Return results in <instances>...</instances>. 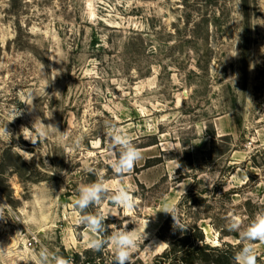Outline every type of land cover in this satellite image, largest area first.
Here are the masks:
<instances>
[{"label": "rangeland", "instance_id": "374dc122", "mask_svg": "<svg viewBox=\"0 0 264 264\" xmlns=\"http://www.w3.org/2000/svg\"><path fill=\"white\" fill-rule=\"evenodd\" d=\"M262 49L264 0H0V264H37L44 246L115 264L114 246L88 240L147 224L131 264H174L172 243L180 264H236L240 232L264 212ZM113 127L143 150L123 178ZM101 173L109 190L85 212L114 228L93 234L74 200ZM121 186L131 209L112 203ZM198 227L203 252L187 240Z\"/></svg>", "mask_w": 264, "mask_h": 264}, {"label": "clouds", "instance_id": "9594fccd", "mask_svg": "<svg viewBox=\"0 0 264 264\" xmlns=\"http://www.w3.org/2000/svg\"><path fill=\"white\" fill-rule=\"evenodd\" d=\"M53 72L56 71L53 70ZM55 95H59V93H55ZM37 124L41 125L45 130H55L63 138H67L70 134V129L61 133L56 127L51 125L45 126L40 120H37L34 128ZM106 135L111 139L114 146H119V158L114 164V171L123 178L124 175L131 172L136 163L143 158V150L138 148L132 142L130 134L125 132L122 128L113 127L106 132ZM244 179H247V177H244ZM108 190L109 181L105 180L101 173L95 182L81 186L79 188V196L74 200V207H76L81 213H85L80 217L79 222L83 223L87 230L93 234H103L107 229L114 228V225H105V217L103 214H91L85 212L90 206L99 204ZM63 191L64 188L62 187L61 192ZM111 200L115 206L124 209L133 208L137 202V198L134 197L126 186H121L111 197ZM4 207L8 206H0V209H3ZM165 213L170 212L166 211ZM173 218L176 221L174 216ZM147 227L143 232L140 231L138 225L132 230H128L127 225L115 228V230L111 231L107 236L93 235L88 240L87 246L95 251H100L105 246H114L115 264H131L133 252L141 243L144 245V241L148 238L146 232ZM240 228L241 225L239 218L233 216L230 220V230L239 231ZM240 237L245 241V245L234 256L236 264H257L258 256L256 246L258 243H264V212L256 214L254 220L247 226V228L240 232ZM164 244L166 243H162L156 247L155 251ZM144 250L153 251L149 246H144ZM37 264H72V262L69 258L51 252L46 246H44L41 247L37 253Z\"/></svg>", "mask_w": 264, "mask_h": 264}, {"label": "trees", "instance_id": "16d2710c", "mask_svg": "<svg viewBox=\"0 0 264 264\" xmlns=\"http://www.w3.org/2000/svg\"><path fill=\"white\" fill-rule=\"evenodd\" d=\"M208 136L211 137V140H213V141H211V143H212V145H214L215 140L217 139V135H216L215 131L214 130L211 132L208 131ZM189 155H190L189 158H190L191 164H193L191 152ZM189 194H191V193L189 192ZM188 195L183 196L182 200L188 199L189 198V197H187ZM179 240H180L179 242L181 243V245L182 244L184 245V239H179ZM187 240H193L195 242L200 241V242L205 243L206 237H205V234H203V230L200 227H198V228H196L195 232L192 235L187 237ZM173 244L174 243H172V245H170L169 248L167 250H165L166 252L163 253V256L167 257V259H169L174 264L183 263V261H181L182 257L180 256L181 255L180 253L184 250L182 248H181L182 250L180 248L179 249L174 248V245H176V244H174V245ZM206 247H209V245H207V243H205V245H203L202 247L194 248V250H198L199 252H203L202 249H204ZM171 256H174V257H171Z\"/></svg>", "mask_w": 264, "mask_h": 264}, {"label": "crops", "instance_id": "0c3cea01", "mask_svg": "<svg viewBox=\"0 0 264 264\" xmlns=\"http://www.w3.org/2000/svg\"><path fill=\"white\" fill-rule=\"evenodd\" d=\"M214 131H215V133H216V135H217V137H218L217 129L214 130ZM191 155L193 156L192 151H191ZM262 186H263V188H264V182L259 183V184L257 185L258 188H260V187H262ZM261 201H262L263 209H264V195H263V198L261 199Z\"/></svg>", "mask_w": 264, "mask_h": 264}]
</instances>
